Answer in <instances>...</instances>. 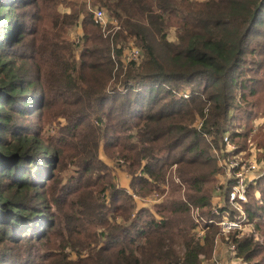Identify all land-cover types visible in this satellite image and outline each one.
<instances>
[{"label": "trees", "instance_id": "obj_1", "mask_svg": "<svg viewBox=\"0 0 264 264\" xmlns=\"http://www.w3.org/2000/svg\"><path fill=\"white\" fill-rule=\"evenodd\" d=\"M252 145L255 230L198 236L192 208L229 207L216 154ZM218 238L264 264V0H0V264H204Z\"/></svg>", "mask_w": 264, "mask_h": 264}, {"label": "built area", "instance_id": "obj_2", "mask_svg": "<svg viewBox=\"0 0 264 264\" xmlns=\"http://www.w3.org/2000/svg\"><path fill=\"white\" fill-rule=\"evenodd\" d=\"M92 9L89 6L90 11L92 12V19H94L95 23L99 24L103 30H105L108 26V24L112 25L111 32H114L115 30L119 29V25L116 20H109L106 11L103 7L95 6ZM106 31V30H105ZM110 30H107L106 32H109ZM129 47V46H128ZM128 47L124 48V54L126 56V59L129 58L127 61L132 60H138L140 56V50L138 47L136 48H130ZM198 127L202 125V122L198 121L197 123ZM223 142L225 144V149L220 150L221 153H228L233 152L235 149V145L230 141V139L227 138V135L223 137ZM252 153L249 154V158L246 160L240 159L238 157L240 154H243V152L239 154H233L228 157H221L219 155V151L213 149L214 153H217L218 157V163L223 168L224 173L226 174L227 180L229 179L233 180V186L232 189L229 191V197L228 201L231 203H234L239 209H241L240 203L247 201V186L249 182H252V180L248 181V178L250 176L251 172H256L260 169V165L263 167L262 163L257 162L254 148L251 149ZM261 175V174H260ZM260 175H258L256 178H258ZM178 181V178H176ZM227 181V182H228ZM226 182V183H227ZM134 197H138L135 194H133ZM156 196V195H155ZM157 199V198H156ZM243 210V209H242ZM196 215H198V210H196ZM232 218V217H231ZM198 220V219H196ZM214 222L217 226L221 227L223 231H229L230 229H237L239 233L244 232L243 225L244 219H238V218H232L229 221L225 219H220L219 221L210 220L208 223ZM198 236H202L204 234L203 230H198ZM229 254L233 258H235V250L236 246L234 244H230L228 247ZM213 264H220L217 260L214 259Z\"/></svg>", "mask_w": 264, "mask_h": 264}, {"label": "rangeland", "instance_id": "obj_3", "mask_svg": "<svg viewBox=\"0 0 264 264\" xmlns=\"http://www.w3.org/2000/svg\"><path fill=\"white\" fill-rule=\"evenodd\" d=\"M197 1L198 2H205L206 0H197ZM89 6L92 9H94L91 6L90 2L87 5L88 10H90ZM65 7H66L65 5H61L59 7V10L61 11V13L62 12H66V11L69 10V8H67V7L65 8ZM106 15H107V13H106ZM80 34H81V27L79 26L76 29L75 32H70L71 40H73V41H75L77 43L79 41L78 36ZM167 35H168V39L170 41L175 39L174 28L173 27L170 30H168V34ZM126 47H128L127 49H130V48H135L136 46L133 43V41L130 39L129 44ZM123 59H124L125 62H128L127 60H129V58L126 59L125 54L123 55ZM181 93L187 94L186 92H181ZM252 143L254 144V142H252ZM251 148H254V151L256 152V149H255L254 145H252ZM102 156L105 157V154L102 155ZM238 157H240V159H242V160H246V159L249 158L247 153L246 154H240ZM110 164L113 167V169H115V177H116L118 185L120 186L121 185V181L123 179H125V178H123V176H124L123 172L124 171L121 168L117 167V163L115 161L112 160V162ZM254 174H255V177L258 176L257 172H254ZM121 175H122V177H121ZM250 175H251V173H250ZM250 180L251 179H250V176H249L248 181H250ZM227 181L228 180H227V177H226V174L224 173V171H222L221 174H218L217 175V181H216V191L220 192L221 188L226 184ZM249 183H251V182H249ZM156 198H157V196H149V197L144 198L143 202L149 203L148 205H153L154 203H158L159 200L161 199V197H158V199H156ZM213 199H214V201L212 203L211 210L213 211L214 216H212V218H206L204 215H202V212H201L202 210H200L198 207H194V208L191 209L192 218L197 223V226H196V230L197 231L198 230H203L204 231L205 228H203L202 224L203 223H208V221H210V220L219 221L220 219H225V220L229 221L230 219H232L231 218L232 216H230V210H229L230 207L237 212V214H235V216H234L235 218H238V219H241V220L246 218L244 210L239 209L234 203H231L230 201H228L227 205L229 207H226L225 202L223 201L222 195L214 196ZM143 202H142V200H138L137 201V203L139 205H141V203H143ZM219 208L222 209V210H219ZM196 210H198V215H196ZM196 219H198V220H196ZM212 223L214 225H216L214 222H212ZM212 223H208V224H212ZM252 224L253 223H246L245 225H243V230H245L244 234H246L248 232H252V231L255 230V227H253ZM217 227L221 229V227H219V226H217ZM234 231L238 232L237 229H230L229 231H223V229H221V232L226 237H227L228 234H230V232H234ZM217 236H218V234L216 235V237ZM214 245H215V248H214V251H213V254H212V258L210 259L209 262H203L204 264H213L214 263V259L217 260L220 264H247V263L243 262L240 259H236V258L232 259V257L229 254L228 245L221 238H218ZM72 257L74 258L75 255L73 254Z\"/></svg>", "mask_w": 264, "mask_h": 264}, {"label": "crops", "instance_id": "obj_4", "mask_svg": "<svg viewBox=\"0 0 264 264\" xmlns=\"http://www.w3.org/2000/svg\"><path fill=\"white\" fill-rule=\"evenodd\" d=\"M261 122H262V119H257V120H256V124H259V123H261ZM107 160H108V162H110V163L112 162V160H110V159H107ZM262 169H263V167L260 165V169H259L258 171H256L258 175H260ZM123 173H124L123 178H125V179H123V180L121 181V185H120V187H122V188H123V187L128 188L130 178L126 175L125 172H123ZM122 175H123V174H122ZM122 175H121V177H122ZM250 179L252 180L251 183H253L254 180L256 179L254 172H251ZM147 204H149V203H147ZM141 205H142V204H141ZM141 205H140V206H141Z\"/></svg>", "mask_w": 264, "mask_h": 264}]
</instances>
